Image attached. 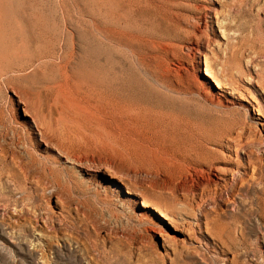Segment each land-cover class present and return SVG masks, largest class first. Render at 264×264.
<instances>
[{
    "label": "rangeland",
    "instance_id": "rangeland-1",
    "mask_svg": "<svg viewBox=\"0 0 264 264\" xmlns=\"http://www.w3.org/2000/svg\"><path fill=\"white\" fill-rule=\"evenodd\" d=\"M0 264H264V0H0Z\"/></svg>",
    "mask_w": 264,
    "mask_h": 264
},
{
    "label": "bare ground",
    "instance_id": "bare-ground-1",
    "mask_svg": "<svg viewBox=\"0 0 264 264\" xmlns=\"http://www.w3.org/2000/svg\"><path fill=\"white\" fill-rule=\"evenodd\" d=\"M208 74V73H207ZM209 75V74H208ZM218 83H216V85H217ZM218 87V86H217ZM39 116V115H38ZM40 121V120H39ZM74 121V120H73ZM36 128H37V126H36ZM85 130V129H84ZM87 131V130H86ZM42 135V134H41ZM44 140V139H43ZM49 140V139H48ZM47 141V140H46ZM45 141V142H46ZM63 143V142H62ZM56 148V147H55ZM57 149V148H56ZM63 149V148H62ZM66 152V151H65ZM59 153V152H58ZM66 154V153H65ZM61 155H63V154H61ZM72 158H74V157H72ZM68 159V158H67ZM76 159V158H75ZM74 161V160H73ZM78 162V161H77ZM162 216L164 217V218H166L163 214H162Z\"/></svg>",
    "mask_w": 264,
    "mask_h": 264
}]
</instances>
